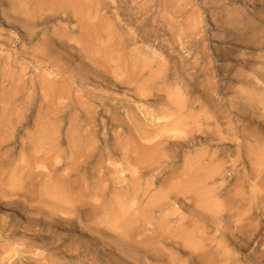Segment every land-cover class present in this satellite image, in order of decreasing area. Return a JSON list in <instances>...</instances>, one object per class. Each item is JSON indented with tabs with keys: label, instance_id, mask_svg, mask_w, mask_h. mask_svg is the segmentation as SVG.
<instances>
[{
	"label": "rangeland",
	"instance_id": "374dc122",
	"mask_svg": "<svg viewBox=\"0 0 264 264\" xmlns=\"http://www.w3.org/2000/svg\"><path fill=\"white\" fill-rule=\"evenodd\" d=\"M236 1L0 0V264H264V0ZM114 215L175 247L121 252Z\"/></svg>",
	"mask_w": 264,
	"mask_h": 264
},
{
	"label": "bare ground",
	"instance_id": "6f19581e",
	"mask_svg": "<svg viewBox=\"0 0 264 264\" xmlns=\"http://www.w3.org/2000/svg\"><path fill=\"white\" fill-rule=\"evenodd\" d=\"M139 1V0H138ZM238 1V0H237ZM236 1V2H237ZM194 7V6H193ZM177 24H178V22H177ZM181 30H185V29H181ZM172 31V30H171ZM170 31V32H171ZM180 31V30H179ZM168 33H169V31H168ZM170 34V33H169ZM155 121V120H154ZM158 122V121H157ZM172 123V122H171ZM160 126V125H159ZM179 124H174L173 125V127L171 128L172 130L171 131H173V130H177L178 128H179ZM145 126H143L142 128H139L138 130H139V132H140V134L142 135V136H149L150 134H152L151 132H150V130H146L145 128H144ZM154 130V129H153ZM160 132V131H159ZM137 133V132H136ZM162 133V132H161ZM157 135V134H156ZM159 136V135H158ZM157 136V137H158ZM160 137V136H159ZM143 138V137H142ZM144 139V138H143ZM221 139V138H220ZM159 141V140H158ZM158 141H156L155 143H153V145H156V144H158L159 142ZM180 143V142H179ZM224 145V147H225V145L226 144H223ZM261 145H262V154H264V143L262 142L261 143ZM227 147V146H226ZM260 147V146H259ZM142 148V147H141ZM139 149V148H138ZM143 149V148H142ZM151 149L152 148H150V147H148V148H145V150H146V152L148 153V154H150V152H151ZM218 149V148H217ZM221 149V148H220ZM149 150V151H148ZM224 151V150H223ZM47 155H49V150L47 151V152H45ZM147 154V155H148ZM225 154V153H224ZM216 156H217V154H216ZM139 157V156H138ZM140 160V158L139 159H137V161H139ZM152 160V159H151ZM152 162V161H151ZM80 163V162H79ZM78 163V169L79 168H81V169H83L84 167H85V165H84V163L83 162H81L80 164ZM86 163V162H85ZM224 162H222V164H223ZM225 164V163H224ZM257 171V170H256ZM214 174H216V173H214V172H212L211 173V178L214 180ZM24 177V178H23ZM22 178H23V182L24 181H26V177L25 176H23ZM210 177V176H209ZM215 177H216V175H215ZM210 178V179H211ZM211 179V180H212ZM57 182V181H56ZM220 190L217 192V188H212L211 189V191H210V198H211V202L210 201H208V202H210V212H211V214H212V217L214 218V220H215V218L217 217V213H218V208H219V205H218V196L220 195V194H222V192L223 191H225V187H220L219 188ZM13 191H11L10 192V195L11 196H13V195H15L17 192H18V189L17 188H13L12 189ZM231 200L233 199L232 197L230 198ZM229 199V200H230ZM11 201V200H10ZM243 201V200H242ZM0 203H2V204H5V201L4 200H2V198H0ZM186 204V203H185ZM231 205V204H230ZM2 205L0 204V207H1ZM82 207V206H81ZM228 209V208H227ZM230 211H231V209H229ZM220 212V211H219ZM8 218L7 217H2V218H0V231L1 232H5L6 230H7V228H6V226H7V224H9L10 226L12 225V224H10L9 223V221L7 220ZM59 219L62 221H67L68 220V218H63V217H59ZM112 220L114 221V222H116V220H121V222L118 224V225H116V226H114L115 227V232L119 229V230H121L122 232H117V234H118V236H119V238H118V249L121 251V252H126V250L129 248V247H132L134 250H136L137 252H139V253H141V254H147L148 253V251L149 250H151V248L149 249V247H148V244L151 242V243H155V239H157L158 238V241L160 242V241H164V243H167V245H171V246H173V247H175L174 246V242L173 241H171V240H168L166 237H164L163 235L161 236V235H159V234H157L156 236L154 235L153 237H151V236H148V234H144V230L146 229V227H143V226H141V225H139V226H136L135 224L133 225V224H131L130 226H126V224L124 223V221H126L125 219L123 220V218H122V216H117V215H114V216H112ZM70 221V220H69ZM128 221V220H127ZM137 223L139 222V221H136ZM113 224V223H112ZM141 224V223H140ZM47 225H49V224H47ZM9 226V227H10ZM8 227V228H9ZM51 227V225H49V228ZM113 227V226H112ZM145 228V229H144ZM210 229H211V227H210ZM149 230V229H148ZM147 233V232H146ZM143 235H145V236H143ZM225 238H226V236H225ZM157 241V242H158ZM161 243V242H160ZM113 246V245H112ZM77 247V246H76ZM154 250V249H153ZM152 251V250H151ZM214 251V250H213ZM217 251V250H216ZM219 251V250H218ZM217 251V252H218ZM180 252V251H179ZM157 254V253H156ZM155 254V255H156ZM91 255V254H90ZM103 255V254H102ZM105 255V254H104ZM86 256H88V255H86ZM93 257V259L94 260H96V258L94 257V255H92ZM199 256V255H198ZM206 256V255H205ZM72 257V256H71ZM83 257H85V255L84 254H81V253H79V254H77L76 255V258L77 259H81V258H83ZM204 257V256H203ZM207 257V256H206ZM73 258V257H72ZM102 258V257H101ZM205 258V257H204ZM97 259H98V257H97ZM213 262V261H212ZM209 263H211V262H209ZM106 264H109V263H106Z\"/></svg>",
	"mask_w": 264,
	"mask_h": 264
}]
</instances>
